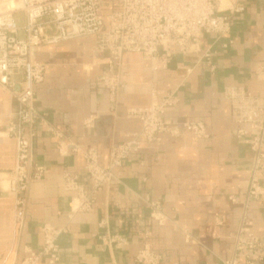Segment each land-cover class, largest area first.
<instances>
[{
	"label": "crops",
	"instance_id": "1",
	"mask_svg": "<svg viewBox=\"0 0 264 264\" xmlns=\"http://www.w3.org/2000/svg\"><path fill=\"white\" fill-rule=\"evenodd\" d=\"M241 3L244 11L235 15L229 33L205 34L197 52L173 54L166 68L154 71L141 54L124 53L115 97L101 81L108 53L96 49L94 36L34 52L46 65L45 78L36 86L34 141L36 161L45 173L29 185L20 229L8 182L16 144L4 134L17 103L0 85V264H19L29 249H41L46 224L67 228L58 239L56 264H138L136 256L146 242L162 256L161 264H223L234 254L245 210L251 231L264 239V197L247 198L253 152L237 137L231 103L224 96L226 87L243 86L264 97V73H258L264 66V0ZM153 89L174 92L179 99L166 120L177 126L203 121L210 137L164 134L160 143L144 144L97 193L93 209L70 219L75 194L65 190V174L84 178L85 162L81 152L61 155L59 143L95 148L106 166L110 150L140 130V121L128 112L147 106ZM151 202L160 205L161 222L151 218ZM103 220L106 226L100 225ZM107 233L126 237L127 245L111 246ZM256 264H264V252Z\"/></svg>",
	"mask_w": 264,
	"mask_h": 264
},
{
	"label": "built area",
	"instance_id": "2",
	"mask_svg": "<svg viewBox=\"0 0 264 264\" xmlns=\"http://www.w3.org/2000/svg\"><path fill=\"white\" fill-rule=\"evenodd\" d=\"M241 0H0V85L17 103L14 120L4 134L15 141V167L8 182L15 198V225L20 229L25 218L26 194L33 180H40L45 167L35 158L38 110L36 86L43 82L46 65L34 58V52L45 45H54L87 36L96 38V49L108 53L107 69L101 81L115 97L120 88L119 73L125 66L124 53L141 54L151 62V69L166 68L175 53L190 54L200 49L205 34L223 35L231 31L234 17L243 12ZM232 43L224 44V49ZM214 70L211 51L205 53ZM189 71V70H188ZM264 73V66L258 68ZM20 77L16 82L15 78ZM224 96L231 103V119L238 126L237 137L253 152L249 172L247 198L264 197L261 175L264 173V97L256 96L243 86L225 88ZM152 101L144 107L131 108L129 116L137 118L141 128L127 141L110 150L106 166L95 148L82 150L61 141L59 153L81 152L84 157V178L65 174L64 188L74 192L71 200L72 219L77 213L90 212L97 193L117 178L125 160L144 144L160 143L164 134L180 136L192 133L197 140L210 137L203 121H186L177 126L165 119L179 99L174 92L153 89ZM93 118L89 119V123ZM88 184V186H87ZM233 203L234 196L229 197ZM151 218L161 222L160 205L151 202ZM107 220L100 225L106 226ZM247 210L236 235L235 250L223 264H256L262 259L264 239L251 231ZM67 228L50 224L42 227L44 243L39 250H28L19 264H56L60 260L59 237ZM111 246L123 248L128 240L120 234L107 233ZM162 256L146 242L136 256L138 264H161Z\"/></svg>",
	"mask_w": 264,
	"mask_h": 264
}]
</instances>
